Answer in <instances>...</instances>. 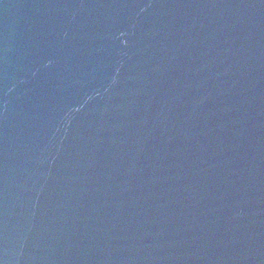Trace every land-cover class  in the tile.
I'll use <instances>...</instances> for the list:
<instances>
[{"label": "water", "instance_id": "obj_1", "mask_svg": "<svg viewBox=\"0 0 264 264\" xmlns=\"http://www.w3.org/2000/svg\"><path fill=\"white\" fill-rule=\"evenodd\" d=\"M0 264H264V0H0Z\"/></svg>", "mask_w": 264, "mask_h": 264}]
</instances>
